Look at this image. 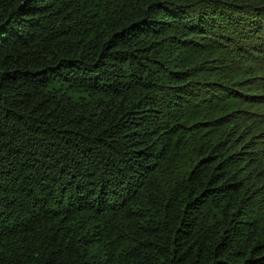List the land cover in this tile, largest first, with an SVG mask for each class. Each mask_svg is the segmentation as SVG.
<instances>
[{
	"label": "trees",
	"instance_id": "1",
	"mask_svg": "<svg viewBox=\"0 0 264 264\" xmlns=\"http://www.w3.org/2000/svg\"><path fill=\"white\" fill-rule=\"evenodd\" d=\"M262 55L264 0H0V264H264Z\"/></svg>",
	"mask_w": 264,
	"mask_h": 264
},
{
	"label": "rangeland",
	"instance_id": "2",
	"mask_svg": "<svg viewBox=\"0 0 264 264\" xmlns=\"http://www.w3.org/2000/svg\"><path fill=\"white\" fill-rule=\"evenodd\" d=\"M262 56H263L262 58H256L255 59L256 71H254V76H256L257 72L264 71V55H262ZM260 76H261V79L264 80V72H262Z\"/></svg>",
	"mask_w": 264,
	"mask_h": 264
}]
</instances>
